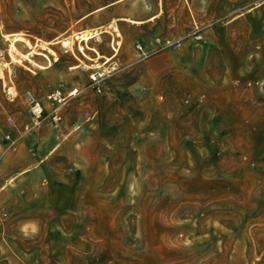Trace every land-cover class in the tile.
<instances>
[{
	"label": "rangeland",
	"instance_id": "obj_1",
	"mask_svg": "<svg viewBox=\"0 0 264 264\" xmlns=\"http://www.w3.org/2000/svg\"><path fill=\"white\" fill-rule=\"evenodd\" d=\"M0 72V264H264V0H0Z\"/></svg>",
	"mask_w": 264,
	"mask_h": 264
},
{
	"label": "built area",
	"instance_id": "obj_2",
	"mask_svg": "<svg viewBox=\"0 0 264 264\" xmlns=\"http://www.w3.org/2000/svg\"><path fill=\"white\" fill-rule=\"evenodd\" d=\"M179 44H175L174 48H177ZM138 48L143 50L142 46L139 45ZM107 72L105 69H97L91 73L90 78L98 92H101V82L106 77ZM9 83L5 82V92L9 100H14L18 96V90L12 80V77L9 78ZM78 92V89L75 88L68 93H64L62 89H55L46 95L47 104L43 103L41 99L30 89L24 92L25 99L27 101L30 110L35 117L36 123H39L43 115H48L52 118L55 127H59L64 119V107L67 104L68 100L72 97V93ZM71 96V97H70ZM74 96V95H73ZM70 97V98H69ZM9 124L15 125V121L12 118H9ZM8 138L11 140V145H14L15 141L12 140L11 135H8Z\"/></svg>",
	"mask_w": 264,
	"mask_h": 264
},
{
	"label": "bare ground",
	"instance_id": "obj_3",
	"mask_svg": "<svg viewBox=\"0 0 264 264\" xmlns=\"http://www.w3.org/2000/svg\"><path fill=\"white\" fill-rule=\"evenodd\" d=\"M103 7L97 9L101 10ZM135 23H144L145 20H132ZM115 30L118 31V27H115ZM102 31H99L97 29H92V30H84L81 31L79 33H76L74 36H70V37H66L64 39L61 40V43L63 44V46L65 47H71L75 44V42L78 40L80 41L79 43V50L81 51V53H83L86 57L88 56L87 53L85 52V46L83 45L82 42H88L90 41L92 38L97 37L100 35ZM6 39L9 40L10 42V48H9V54L11 56L12 62H22V58H26L30 61H33V59H31L30 57V53H34V54H38V55H43L48 59V64L47 65H40L38 63H35L37 66L41 67V68H47L49 66L52 65V60L50 59V57L48 56V54L41 52V51H36L35 47L36 46H40L43 50H47L48 52H50L52 55H56L55 51L53 49H51L48 46V43L46 42H42L40 43L39 41H37L36 43H32L29 39H27L23 34L21 33H16V34H6ZM25 42V44L31 48V52L28 53H21V56L17 55V46H16V42ZM116 49V48H115ZM117 50V49H116ZM57 60V55H56V59ZM111 57H107L106 62L110 61ZM12 70V67L10 68V71ZM2 76V72H0V77ZM75 95V93H72L71 96ZM70 96V97H71ZM69 97V98H70Z\"/></svg>",
	"mask_w": 264,
	"mask_h": 264
},
{
	"label": "crops",
	"instance_id": "obj_4",
	"mask_svg": "<svg viewBox=\"0 0 264 264\" xmlns=\"http://www.w3.org/2000/svg\"><path fill=\"white\" fill-rule=\"evenodd\" d=\"M119 1H122V0H119ZM154 17H156V15L155 16H152L151 18H154ZM109 25H111V24H109ZM95 38V37H94ZM30 138H32V137H28L25 141H24V143H28V140L30 139ZM24 143H22V144H24ZM22 152V153H21ZM20 153L21 154H26V153H28V148H27V146H25V145H23L22 146V151H20ZM17 155H19V151H18V153H17ZM11 158V157H10ZM27 158V157H26ZM24 158L23 160L21 159V160H16V161H13V169H16V175H15V178H17L18 179V183H21L22 182V180L23 179H27L28 177H29V175H28V173H30L31 171H32V169H31V162L33 161V159L32 158ZM12 161V160H11ZM22 175V177H20ZM19 177H20V179H19ZM34 219H23V220H21L20 221V224L21 225H26V224H37V220H34ZM38 225V224H37Z\"/></svg>",
	"mask_w": 264,
	"mask_h": 264
}]
</instances>
